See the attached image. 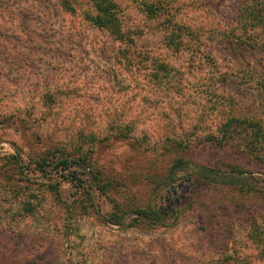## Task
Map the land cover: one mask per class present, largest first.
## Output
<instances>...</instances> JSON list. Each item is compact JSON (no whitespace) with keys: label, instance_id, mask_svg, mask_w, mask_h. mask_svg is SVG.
<instances>
[{"label":"rangeland","instance_id":"1","mask_svg":"<svg viewBox=\"0 0 264 264\" xmlns=\"http://www.w3.org/2000/svg\"><path fill=\"white\" fill-rule=\"evenodd\" d=\"M121 1L130 44L95 28L87 5L0 0V264H264V156L239 134L215 142L217 107L264 92L230 75L242 67L222 47L173 52L160 20ZM213 1L172 5L213 30L240 0ZM49 156L80 157L81 182ZM90 172L114 182L100 191ZM151 209L163 219L137 213Z\"/></svg>","mask_w":264,"mask_h":264},{"label":"trees","instance_id":"2","mask_svg":"<svg viewBox=\"0 0 264 264\" xmlns=\"http://www.w3.org/2000/svg\"><path fill=\"white\" fill-rule=\"evenodd\" d=\"M137 2H140V9L149 19L161 21L164 44L173 52L192 49V54L200 55L202 46L210 41L211 46L222 47V50H225L231 57V60L226 61L227 64H236L234 67L237 65L242 67L238 74L232 73L231 76H235L236 80L242 84H249L250 80L254 78L253 81L257 85L256 91L264 92V0H240L236 14L231 21L223 24L220 20L217 28L213 30L201 26L195 27L184 22L183 19L179 20L177 10L184 6V2L176 8L172 5V0H138ZM194 3L203 6L204 11L207 9L213 12L217 10L213 0H195ZM60 4L67 12H73L78 6L85 7L87 5L90 11H87L85 16L95 28L108 33L118 42L130 44L129 34L125 29V11L121 0H60ZM204 59L206 62L216 63L215 56L211 52L204 54ZM159 69L162 70L163 66L159 65ZM217 108L225 115V118L221 120L219 128L222 133L221 139L215 140V142L222 144L226 137L239 134L247 143L246 146L250 148V151L258 152L264 156V100L252 108L238 105L234 108V106L229 107L226 104H221ZM207 141L212 140L207 138ZM174 150L177 154L182 151L180 147ZM177 159L174 167L180 168L186 165L183 162V157L179 156ZM80 160V157L73 158V162L70 161V158H58V160H55V156L46 158L47 164L57 161L55 167L64 171L72 167L71 163L76 164L77 168L69 172V177L79 181L81 179L78 177ZM47 164L46 166H48ZM40 169L42 172H46L45 168ZM198 169L205 173H212V170L206 167ZM90 175L93 184L100 191L114 182V178L101 172H90ZM106 180L107 183L104 184ZM226 183L234 184L237 183V180L235 178ZM137 213L144 219L149 218L157 221L163 219V216L155 209L138 210ZM109 223L120 224L119 214H112Z\"/></svg>","mask_w":264,"mask_h":264}]
</instances>
